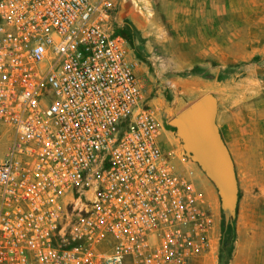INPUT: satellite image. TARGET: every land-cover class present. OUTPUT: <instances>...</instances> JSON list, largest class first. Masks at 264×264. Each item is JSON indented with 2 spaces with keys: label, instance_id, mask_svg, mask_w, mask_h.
<instances>
[{
  "label": "built area",
  "instance_id": "1",
  "mask_svg": "<svg viewBox=\"0 0 264 264\" xmlns=\"http://www.w3.org/2000/svg\"><path fill=\"white\" fill-rule=\"evenodd\" d=\"M124 3L0 0V264H191L211 251L219 213L164 148Z\"/></svg>",
  "mask_w": 264,
  "mask_h": 264
},
{
  "label": "rangeland",
  "instance_id": "2",
  "mask_svg": "<svg viewBox=\"0 0 264 264\" xmlns=\"http://www.w3.org/2000/svg\"><path fill=\"white\" fill-rule=\"evenodd\" d=\"M137 1L142 5L141 10L131 0H125L121 13L124 21L122 28L127 30L128 38L132 40L130 48L137 62L148 69L152 77L146 82L151 87V96L163 99L160 107L164 127L168 131L163 141L164 148L171 154L169 159L177 170L183 171L188 167L192 172L200 171L201 176L210 181L198 164L185 155L182 142L168 121L192 100L211 93L228 103L236 101L246 108L253 121L264 122V0H250L246 2L244 11H236V34L229 37L235 40L232 49L215 50L198 59H185L183 51L174 43L176 35L166 30L163 18L156 19L154 10L158 8V3L155 0ZM241 13L245 14L240 16ZM220 37L222 40L226 38L222 34ZM231 54L234 57L228 59ZM0 140L1 157L6 144L4 138ZM235 157L237 199L231 221H261L264 218V194L258 192L259 182L257 184V178L250 174L252 170L247 167L243 147H238ZM195 182L204 192L196 179ZM219 217V240L216 239L217 233L211 251L191 264H220L218 253L224 222L220 198ZM233 264H245V260L240 257Z\"/></svg>",
  "mask_w": 264,
  "mask_h": 264
},
{
  "label": "crops",
  "instance_id": "3",
  "mask_svg": "<svg viewBox=\"0 0 264 264\" xmlns=\"http://www.w3.org/2000/svg\"><path fill=\"white\" fill-rule=\"evenodd\" d=\"M155 1L158 3V8L156 10L153 8L156 11V19L163 18L166 30L176 35L174 43L183 51L185 59H198L212 54L215 50H230L234 47L235 40L229 37L236 34L234 23L236 11H244L246 2L250 0ZM244 14L241 13L240 16ZM221 34L226 36L225 40L221 39ZM232 57L234 54L228 55V59ZM135 70L144 84L149 101L161 106L163 99L151 96V87L146 84L152 79L148 69L137 63ZM215 97L217 100L215 123L233 164L237 159L235 155L238 153V147L239 149L243 147L247 167L252 170L250 174L257 178V184L259 182L258 192L264 194V122L253 121L246 108L236 101L228 103L221 100L218 95ZM167 132L165 129L164 138ZM193 173L204 189L212 208L219 213V198L212 183L204 179L200 171L195 170ZM219 238L220 231L216 239ZM240 257L245 260V264H264V218L261 221H235L234 248L229 264L237 262Z\"/></svg>",
  "mask_w": 264,
  "mask_h": 264
},
{
  "label": "water",
  "instance_id": "4",
  "mask_svg": "<svg viewBox=\"0 0 264 264\" xmlns=\"http://www.w3.org/2000/svg\"><path fill=\"white\" fill-rule=\"evenodd\" d=\"M216 97L204 94L171 117L185 155L198 164L215 186L224 214V223L231 222L236 209L237 180L234 164L218 132L215 116Z\"/></svg>",
  "mask_w": 264,
  "mask_h": 264
},
{
  "label": "trees",
  "instance_id": "5",
  "mask_svg": "<svg viewBox=\"0 0 264 264\" xmlns=\"http://www.w3.org/2000/svg\"><path fill=\"white\" fill-rule=\"evenodd\" d=\"M120 32L128 39L129 44H131V38L129 40L127 35V30H124L123 28L120 30ZM168 128H170L169 125H167ZM234 240H235V221H231L228 224H225L223 222L222 229H221V241L219 246V263L220 264H227L228 261L231 258L232 251L234 248Z\"/></svg>",
  "mask_w": 264,
  "mask_h": 264
}]
</instances>
